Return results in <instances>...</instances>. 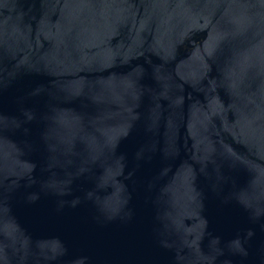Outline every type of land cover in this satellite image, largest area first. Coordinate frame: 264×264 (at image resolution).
I'll return each instance as SVG.
<instances>
[{"label": "water", "instance_id": "95a60500", "mask_svg": "<svg viewBox=\"0 0 264 264\" xmlns=\"http://www.w3.org/2000/svg\"><path fill=\"white\" fill-rule=\"evenodd\" d=\"M0 264H264V0H0Z\"/></svg>", "mask_w": 264, "mask_h": 264}]
</instances>
